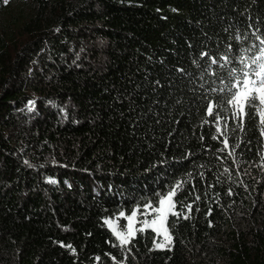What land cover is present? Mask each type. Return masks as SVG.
Returning <instances> with one entry per match:
<instances>
[{"label": "trees", "instance_id": "16d2710c", "mask_svg": "<svg viewBox=\"0 0 264 264\" xmlns=\"http://www.w3.org/2000/svg\"><path fill=\"white\" fill-rule=\"evenodd\" d=\"M257 37L264 0H0V264H264L259 118L206 111Z\"/></svg>", "mask_w": 264, "mask_h": 264}, {"label": "snow or ice", "instance_id": "6c2138e0", "mask_svg": "<svg viewBox=\"0 0 264 264\" xmlns=\"http://www.w3.org/2000/svg\"><path fill=\"white\" fill-rule=\"evenodd\" d=\"M5 4L8 0H3ZM259 40V48L256 54L250 55L253 48L256 46L243 50L239 57L230 59L229 56L223 57H210V63L216 65L220 69H224L229 78V83L225 84L224 87L218 89H210L211 92L217 93L220 97L219 100H209L206 111L211 116L214 113L216 115V126L217 130H220V119L219 112L227 111L231 113L232 119L239 121V127H242L243 117L247 114L246 109L249 110L251 115L249 118L258 117L260 123L261 134L264 135V39ZM231 50V49H230ZM201 56H208V53L202 52ZM237 62L239 67L231 66ZM180 71H183L182 69ZM215 75V73H213ZM225 127L227 122L225 121ZM223 135V133H222ZM224 143L227 145V136L224 135ZM235 147H239L236 145ZM27 163V161H25ZM54 182V181H53ZM182 188V184H177L172 191H169L163 197L158 199V205H152L151 202L143 206V210L139 207L127 215L124 212L120 213L121 217L127 219L126 232L115 231L116 236L119 238L122 245L128 244L130 238L135 234L136 231L144 232L147 229H152L157 235H163V244H157V247H164L170 244L172 237L169 234L168 228L166 227V221L168 216H179L180 213L174 211L176 204L174 197L177 195V190ZM199 199V197H197ZM188 211H191V205H188ZM138 213L141 217H144L138 222L142 225L140 228H135L133 221L137 220ZM152 215V219L147 217ZM187 219V216H184ZM111 226V221H106Z\"/></svg>", "mask_w": 264, "mask_h": 264}, {"label": "rangeland", "instance_id": "374dc122", "mask_svg": "<svg viewBox=\"0 0 264 264\" xmlns=\"http://www.w3.org/2000/svg\"><path fill=\"white\" fill-rule=\"evenodd\" d=\"M144 217H141L139 218V213H138V218L137 220H134L133 221V225L135 228H140L142 227V225L138 222V220H141L143 219ZM149 220L152 219V215H149L147 217ZM168 219V218H167ZM127 220V219H126ZM107 221H111V226L109 225V223H107V225L109 226V228L113 231V229H115L116 231H121V232H126V229H127V224H126V227L123 229L121 228L120 224H119V219H108ZM166 227L168 228L167 226V221H166ZM115 233V231H113ZM156 233V232H155ZM116 234V233H115ZM157 235V233H156ZM119 239V238H118ZM120 241V240H119ZM164 243V240H163V235H157V243H156V246L157 244H163ZM169 244H167L166 246H168ZM165 247V246H164Z\"/></svg>", "mask_w": 264, "mask_h": 264}]
</instances>
